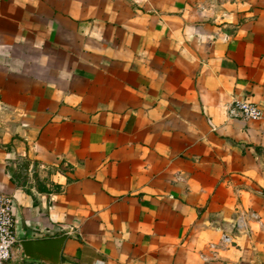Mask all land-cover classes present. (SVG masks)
I'll list each match as a JSON object with an SVG mask.
<instances>
[{
    "label": "crops",
    "instance_id": "0c3cea01",
    "mask_svg": "<svg viewBox=\"0 0 264 264\" xmlns=\"http://www.w3.org/2000/svg\"><path fill=\"white\" fill-rule=\"evenodd\" d=\"M0 0V194L70 264H264V0ZM249 100L259 121L229 120ZM31 264V263H24Z\"/></svg>",
    "mask_w": 264,
    "mask_h": 264
},
{
    "label": "built area",
    "instance_id": "2783aa9c",
    "mask_svg": "<svg viewBox=\"0 0 264 264\" xmlns=\"http://www.w3.org/2000/svg\"><path fill=\"white\" fill-rule=\"evenodd\" d=\"M229 120L259 121L263 112L249 100H234L226 109ZM16 219L13 214V198L0 194V264L20 258L22 248L15 234Z\"/></svg>",
    "mask_w": 264,
    "mask_h": 264
},
{
    "label": "water",
    "instance_id": "95a60500",
    "mask_svg": "<svg viewBox=\"0 0 264 264\" xmlns=\"http://www.w3.org/2000/svg\"><path fill=\"white\" fill-rule=\"evenodd\" d=\"M68 235L43 240L20 242L22 257L31 264H70L62 257V250Z\"/></svg>",
    "mask_w": 264,
    "mask_h": 264
},
{
    "label": "rangeland",
    "instance_id": "374dc122",
    "mask_svg": "<svg viewBox=\"0 0 264 264\" xmlns=\"http://www.w3.org/2000/svg\"><path fill=\"white\" fill-rule=\"evenodd\" d=\"M232 0H202L201 2H197V4L200 6V10L202 11H210L213 10L214 12L218 9H221L223 5H226L227 3L231 2ZM25 261L23 260L22 253L20 258H17L14 261L8 262L6 264H24Z\"/></svg>",
    "mask_w": 264,
    "mask_h": 264
}]
</instances>
